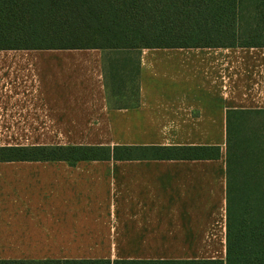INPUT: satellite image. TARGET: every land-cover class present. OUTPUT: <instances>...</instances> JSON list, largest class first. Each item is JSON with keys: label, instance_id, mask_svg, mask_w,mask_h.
<instances>
[{"label": "crops", "instance_id": "0c3cea01", "mask_svg": "<svg viewBox=\"0 0 264 264\" xmlns=\"http://www.w3.org/2000/svg\"><path fill=\"white\" fill-rule=\"evenodd\" d=\"M106 50L0 49V148L219 146L207 159L0 160V261L226 259V113L264 109V46L142 48L127 103Z\"/></svg>", "mask_w": 264, "mask_h": 264}, {"label": "trees", "instance_id": "16d2710c", "mask_svg": "<svg viewBox=\"0 0 264 264\" xmlns=\"http://www.w3.org/2000/svg\"><path fill=\"white\" fill-rule=\"evenodd\" d=\"M264 0H0V49L262 47ZM117 64V63H116ZM125 66V65H124ZM122 68L112 79L126 83ZM139 61L137 63V75ZM107 88L115 92L109 85ZM130 90L133 92L132 87ZM121 91V90H119ZM139 91L137 79L135 93ZM131 92V93H132ZM219 146H4L0 160L207 159ZM0 264H264V109L226 113V259L9 260Z\"/></svg>", "mask_w": 264, "mask_h": 264}, {"label": "rangeland", "instance_id": "374dc122", "mask_svg": "<svg viewBox=\"0 0 264 264\" xmlns=\"http://www.w3.org/2000/svg\"><path fill=\"white\" fill-rule=\"evenodd\" d=\"M106 77L109 85L113 86L115 89V92H119V96L121 97V103H127L129 100L128 97H123V95L128 96V90L125 91L124 87L129 89L132 87L133 92L131 95H135V89H136V84H137V63H138V54L139 51H122V50H106ZM117 63V64H116ZM126 70H123L122 73L124 76L126 75L125 82L126 83H121L119 79L113 80V73H112V68L114 66H118L120 68V71L122 68ZM121 90V91H119Z\"/></svg>", "mask_w": 264, "mask_h": 264}]
</instances>
